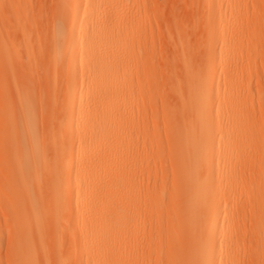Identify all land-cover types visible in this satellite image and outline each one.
I'll use <instances>...</instances> for the list:
<instances>
[{
    "label": "bare ground",
    "instance_id": "6f19581e",
    "mask_svg": "<svg viewBox=\"0 0 264 264\" xmlns=\"http://www.w3.org/2000/svg\"><path fill=\"white\" fill-rule=\"evenodd\" d=\"M48 2L50 16L44 25L41 22L39 30L40 19L37 21L34 14L36 2L0 0V60L5 70L4 79L0 77V115L8 139L5 160L12 170L10 181L0 189V197L15 227V264L54 262L35 242L45 233L47 224L61 223L67 212L65 200L73 194L75 202L80 201L88 213L86 217L77 214L75 220L81 221V227L86 223L91 226L83 249L96 255L89 264H107L101 253L115 252L111 250L109 231L103 232L114 225L126 236L130 212L136 217L134 227L145 214L165 239L163 244L154 242L158 247L155 264H235V253H230L227 243L235 246L232 242L239 240L233 221L239 203L260 227L251 237L255 244L260 243V250L252 253L246 264H264V146L259 144L263 122L255 115H260L263 107L248 90L239 99L238 84L233 81L236 70H228L219 84L218 70L230 61L231 49L225 42L218 48L208 42L229 41L222 30L230 23L231 4L200 1L206 18L205 58L196 61L189 58L192 51L188 57L178 51L175 56L180 59H175L180 61L173 58L176 63L170 62L167 75L168 92L176 99L174 104H166V87L150 63L152 49L139 40L151 33L152 21H139L149 16L153 0ZM257 18L264 23V13ZM157 22L159 25V19ZM129 64L137 69L134 77L128 82L115 80L114 75ZM136 90L149 98L162 96L163 116L168 119L163 127L169 133L163 145L165 153H155L161 142L154 131L146 140L154 161L170 164L168 202L164 204L160 198L165 195L163 188L146 190L154 194L146 192L148 213L142 212L138 203L132 208L117 206L135 188L136 172L128 162L139 147L127 146L116 134L112 139L123 149L114 148L113 141H105V133L99 135V141L92 137L98 120L130 117L120 109L106 107L112 99L105 95ZM59 94L63 95L62 117L53 116L49 126L42 129L37 113L44 105L47 113L52 112ZM44 95L48 99L43 105ZM73 129L75 134L71 133ZM86 130L91 131L89 137ZM38 137L41 145L36 141ZM102 144L106 146L102 156L93 157ZM241 155L248 177L242 202L237 200L233 183ZM108 202L118 211L100 212V206ZM97 237L101 245L93 249L89 244L92 246ZM134 254V264H151L150 253L146 256L140 247H135Z\"/></svg>",
    "mask_w": 264,
    "mask_h": 264
},
{
    "label": "rangeland",
    "instance_id": "374dc122",
    "mask_svg": "<svg viewBox=\"0 0 264 264\" xmlns=\"http://www.w3.org/2000/svg\"><path fill=\"white\" fill-rule=\"evenodd\" d=\"M31 1H33V3L36 2L35 4H37L35 9H37L38 12L37 10H34L36 12H34V14L36 15L37 21L40 19L38 25L40 28L39 30H41L46 22V18L50 16V9H48L50 8L49 2L48 0ZM200 1L201 0H199V2L198 0H153L154 6H151L149 16L146 18H140V23L148 21V19L152 21L150 22L152 23L151 27L153 26L150 31L151 33L139 40L141 43H145L146 46L152 49L149 58L153 70L155 71L154 74H159L163 86L165 85L167 88L164 87L168 94L165 93L166 95H163V99L166 100V102L169 101L168 103L165 102L166 104H174V100L176 99V96L173 97L174 93L171 91V93L168 92L170 82H168L169 85L167 83L169 79L168 76H170V74L168 75V73H170L168 69L172 67L170 62L172 61L174 63L175 61H180L176 60L179 56L177 57L175 55L182 52L184 53H181L183 56L186 55V57H188L193 53L191 56L192 58H189L201 62L205 58L203 50L208 42L212 43L213 46L217 48L220 44L225 42L229 47V50L231 49L230 52L232 55L229 58L230 61L225 63L223 69L218 70L220 78H217L216 80H218L221 85L222 76L228 70H236L237 76L233 81L238 84L240 94L239 99H243L248 90L250 91L249 95L252 96L255 102L261 101V106L263 107L261 108L263 109L262 113H260V115H255L261 116L263 122V138L260 140L259 144L264 146V23L257 18L259 14L264 13V1L223 0L224 5L227 3L231 4V10L233 11L231 13L229 25L222 30V32L227 34L226 38L229 40L228 42L224 40H208L207 42L205 28L206 18L204 16L203 7L200 5ZM38 3H40V5ZM158 19L159 25L157 22ZM41 22L43 25L40 26V24H42ZM169 23L170 26L168 25ZM14 33L15 32L12 31V36H14ZM190 51H192V53ZM173 58H176L175 61ZM2 63L3 60H0V77H3L4 79L3 75H5V70ZM136 71L137 69H135V66L129 64V66L119 70V72L114 75V79L117 81L125 80V82H128L134 77ZM201 75H204L203 72ZM1 92L2 90L0 87V111L2 110L1 104L3 99ZM105 96H107L105 98L111 97L112 99L106 107L109 109H120L122 113L128 114L130 117H126L125 120L119 118L112 121L98 120V122L95 123V134H93L92 137L98 138L97 140L99 141L101 139L99 135L105 133V136L108 137V140L107 137L104 138L106 139L105 141L109 143L110 141H113L115 143L114 148H117L118 150L123 149L124 147L112 139V136L116 134V136L124 138L127 146L139 147V152L130 158L128 162L130 164L129 168L136 172L133 179V186L135 188L132 187L134 189L129 190L128 196L124 197V202L117 206L120 207L124 204L125 206L129 205L127 208H132V204L138 203V208L141 209L142 212L148 213L149 202L147 193L151 195L154 194L152 191L147 192L146 190L163 188L165 190V195L160 198L162 202L166 204L168 202L167 189L171 182L169 162L154 161V155H149L146 143V140L148 141V137H150V133L154 131L153 133L157 135L161 142V145L154 149L155 153L161 154L167 151L163 145L169 140V133L166 132L163 127L168 122V119L163 116L165 106L161 100L162 96L149 98L144 92L137 90L131 92H118L116 94ZM62 98L63 95L59 94L52 112L50 111L47 113V108L44 109L46 107L44 104L48 97L44 95V106L42 107L44 110L40 108L42 111L37 113L38 122L42 129L49 126V122H51L50 120L53 116L57 119L62 117ZM50 113L53 115H50ZM93 131L94 129L92 130V133ZM75 132V129L71 130V133L75 134ZM90 135L91 131L86 130V137H89ZM7 141V131H4L1 127L0 115V189H4L5 183L10 181L12 171L11 167H9L5 160ZM36 141L40 145L42 144L40 137L36 138ZM105 148L106 146L104 144L97 147L96 151L92 153L93 157L97 158L102 156ZM246 149L247 147L245 150ZM253 155L254 154H252V156ZM261 155L264 156V149H262ZM239 159L233 183L237 186V200L239 201L240 199L242 202L248 188V177L246 176V161L242 160V155ZM75 186L76 183L73 184V193H75ZM74 197L75 195L73 194L70 200H65V211L67 212L61 220V223L58 225L47 224L45 227V233L35 242L45 249V253H48V255L50 254L51 259H55L52 264H89L96 256L95 254H87V251L83 250L84 240H86L85 235L91 226L86 223L81 227L79 225L81 221L75 220L77 214L81 215V217H86L88 213L85 211L86 208H83L80 201L75 202ZM6 205L7 204L3 203L0 197V264H15V256L13 254L16 253V246L13 239V231L15 230V227L12 226L10 211ZM240 205L241 204L239 203L236 206V214L233 219L240 235L239 240L232 242L234 244L236 243L235 246L232 245L230 241L227 245L231 246L230 253H235V264H246L249 256L260 250V243L258 245L255 244L254 238H251L254 233L258 232L260 227L254 223L252 215L243 209H240ZM102 206L103 208L100 212L107 211L108 213H113V211H118L116 210L117 206L111 204V202L104 203L100 207ZM135 218V214L132 212L127 215V221L129 224L127 225L128 231L126 232L127 235L125 234L126 236H122L121 233H119L120 230L118 231V228L114 225L111 229L103 232L105 233L106 231H109L111 235V250L115 252L101 253V258H103L107 264H134L135 262L133 259L135 256V247H140L142 253L146 256H149L150 253V263H156V259H158L156 257V249H158V247L155 246L154 242L157 240L158 243L163 244L165 239L158 235L157 229L153 224H149V217H145V214L142 218L143 220H140L134 227V222H136ZM163 218H165V216ZM133 235H136V238H130ZM261 236L264 244V232L261 233ZM151 242H153V244L150 246ZM99 245H101V242L98 237L92 241V246L89 244L93 249ZM119 251L121 253H119Z\"/></svg>",
    "mask_w": 264,
    "mask_h": 264
}]
</instances>
